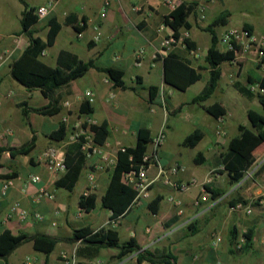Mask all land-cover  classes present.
Masks as SVG:
<instances>
[{
	"label": "crops",
	"instance_id": "crops-1",
	"mask_svg": "<svg viewBox=\"0 0 264 264\" xmlns=\"http://www.w3.org/2000/svg\"><path fill=\"white\" fill-rule=\"evenodd\" d=\"M18 1L0 0V53L18 45L14 59L29 45V39L21 33L24 5ZM25 1L36 9L54 3L51 14L32 27L36 38L46 41L49 21L53 18L62 26L54 46L44 50L45 55L40 56L43 62L55 67L59 54L68 51L83 61L94 60L99 68L123 71L126 85L132 90L116 87L105 73L91 69L84 77L58 92L57 98L61 99L59 114L43 116L31 113L29 126L21 106L44 107L49 104V99L40 90L30 91L19 85L11 76V64L0 68V148L21 147L33 137L36 139V147L29 155L12 158L8 151L1 155L3 167L0 173L15 174L16 177L13 178L15 186L5 196L1 194V189L6 179L0 180V234L9 230L14 235H46L59 239L55 250L49 255L36 251L34 242L30 241L9 257L0 259V264H57L62 251L71 252L76 248V243L67 241L73 237L75 230L87 228L96 232L108 227L107 223L112 220L113 212L104 207L103 198L110 186L115 165H104L103 169L96 171L98 186L91 194L95 196L96 204L87 212L80 208V200L90 186L89 172L101 162L99 158H87L73 191L57 186L56 183L65 173L52 174L43 159L50 147L63 145L78 119L88 109L94 123L86 127L92 135L97 136L101 126L107 125L109 135L103 146L112 157L118 156L120 147H135L139 130H148L154 139L166 125L167 138L159 152L160 160L164 165L180 163L186 167L185 172L173 176V179L185 182L196 179L199 183L209 179L208 188L226 193L217 200L210 194L208 201L196 205L197 199L205 194L202 187L196 186L188 193H179L169 185L156 183L148 199L134 202L118 218L119 223L114 229L119 233L121 243L133 239L143 251L171 252L176 256L177 264H264V170L256 167L255 177L249 179L247 174L250 168L244 179L234 184L223 164L232 139L240 136L245 128L253 129L249 118V124L236 119L237 110L229 103L227 92L230 86L238 91L236 84L250 90V83L256 84L263 78L264 69L258 67L255 53H247L237 63L223 62L219 66L220 81L212 97L200 104L192 102L207 86L212 71L206 60L212 45V34L208 29L215 32L218 49L227 52L221 37L230 29H245L264 36V5L259 11L256 0H181L182 3L196 5L194 14L188 20L191 29L181 32L183 35L189 31L193 48L190 50L178 43L168 51L187 59L201 79L186 91H180L165 83L164 58L168 54H162L163 41L174 33L165 24V18L173 12L166 0ZM258 1L264 4V0ZM106 2H109L107 15L101 18ZM83 20L86 21V29L80 37L73 23L81 26ZM96 25L101 27L102 32L98 42L94 40ZM61 41L63 45L59 46ZM139 51L143 56L137 60ZM202 83L192 98L175 101L177 94L187 93ZM152 86L161 89L160 95L154 100H151ZM86 91H92L95 95V102L89 106ZM247 98L256 103V97ZM66 103L70 105L66 106ZM216 104L225 108L224 116L215 118L206 111V107ZM248 111L247 108L244 111L247 117ZM221 119L226 132L223 137L217 135ZM62 123L68 128L66 139H51V134ZM197 130L203 133L201 141L192 148L184 147L183 141ZM263 145L256 150L258 156L254 163L264 160ZM148 174L154 177L156 168L152 167ZM35 175L41 177V182L32 184L29 178ZM40 187L54 193L55 200L35 202L36 191ZM239 196L250 202L248 205L252 206V214L248 215L244 209H233L230 205ZM170 197L179 199L181 206L170 201ZM157 198H161V201L158 212L154 213L150 204ZM16 202L29 211L27 219L16 216L7 220L9 209ZM36 213L42 214L44 219L37 220ZM249 230L253 231L251 245L246 244L243 249H237L236 242ZM217 237L221 239L218 243ZM118 253L115 249H104L98 257L106 260V264H139L138 253L121 260L117 258ZM79 258L82 261L90 260L84 256ZM141 264L151 263L145 261Z\"/></svg>",
	"mask_w": 264,
	"mask_h": 264
},
{
	"label": "trees",
	"instance_id": "trees-1",
	"mask_svg": "<svg viewBox=\"0 0 264 264\" xmlns=\"http://www.w3.org/2000/svg\"><path fill=\"white\" fill-rule=\"evenodd\" d=\"M24 5V11L21 18V33L29 39L28 47L21 53L18 58H15L10 65V72L12 78L22 87L27 90H40L44 97L49 99V104L40 108L28 107L27 104L22 105L23 116L26 123L30 126V114L36 113L43 116H55L61 112V99L57 98L58 92L76 81L84 77L91 69L105 73L114 85L122 90L129 89L125 82V74L123 71L115 68H99L96 66L94 60L88 62L81 60L77 55L62 51L58 57V65L53 67L40 59L44 50L54 46L56 38L62 28L57 19L53 18L49 21V32L46 41L35 37V32L32 27L38 23L39 17L37 9L31 7L25 0H20ZM196 10L195 4L181 3L168 17L165 18V24L174 31L175 38L181 37V32L190 30L189 17L194 14ZM75 30L81 34L86 29V21L83 20L82 25L74 24ZM212 34V45L207 53L206 60L212 67L210 80L203 92L193 99V103H203L210 99L215 93L220 77L221 70L219 66L226 61L233 62L235 54L233 51L221 52L218 47V39L213 30L208 29ZM185 46L192 49L189 38L184 40ZM258 67L264 69V57L258 64ZM164 76L165 83L180 91H186L190 86L201 79V75L197 73L196 69L191 66V63L177 55L169 52L164 58ZM254 84L253 82L250 83ZM257 84V83H256ZM263 92L254 95L249 89L236 84L238 91L247 97H256L262 105L264 111V76L258 82ZM160 88L150 87L151 100H154L160 95ZM88 106L90 105L87 103ZM206 111L219 118L226 114L225 108L216 104L211 107H206ZM90 113V109L85 112ZM248 118L253 129L245 128L240 136L232 139L229 147V152L223 159L224 169L229 175L232 183L241 182L246 173L253 165L256 156V150L264 144V115L258 111L250 109L248 111ZM88 125V124H86ZM85 125V128L87 129ZM88 130V129H87ZM68 135V128L65 123H62L60 128L53 132L51 139L56 141H64ZM107 125L103 124L99 129L98 135L95 136L96 141L103 145L108 137ZM203 138V133L200 130L195 131L188 136L182 143L184 147L192 148L196 146ZM151 133L146 129H141L137 135V144L135 147H126L124 152L118 153V162L112 173V180L110 186L103 198L104 207L112 210L113 215L111 219H117L122 216L126 210L135 202L137 193L132 188L128 187L123 182V175L131 170H138L143 165V158L152 143ZM36 139L33 137L27 144L21 147L0 148V158L2 153L9 152L12 158L21 155H29L36 147ZM87 162V156L82 151V145L75 143L69 145L66 149V168L65 175L56 183L60 188H66L73 191ZM197 164L199 162L197 161ZM3 165L0 162V168ZM260 170H264V163L260 166ZM15 174L3 175L0 173V180L13 179ZM206 190L211 193L212 198L217 200L223 197L226 193L213 190L206 186ZM260 200V199H259ZM161 198H157L150 204L152 212H158V205ZM257 202H259L257 200ZM256 202V203H257ZM248 205L250 202L243 197H237L230 203L231 206L237 204ZM96 204L95 196L80 200V208L90 212ZM234 231L233 233H235ZM236 234V233H235ZM253 231L249 230L246 233L247 245H251ZM236 237V236H235ZM34 242L35 250L46 255L51 254L59 242V239L51 238L46 235H14L11 231L6 230L0 234V259L9 257L15 250L27 242ZM70 243H77L81 241L78 248V255L94 259L99 256L104 249H115L119 253L118 259H123L131 254L138 253V262H149L151 264H177L176 256L171 252L155 253L149 250H142L136 240H130L125 243L120 242L119 233L117 230L106 227L99 231L92 232L90 229L75 230L73 237L67 240Z\"/></svg>",
	"mask_w": 264,
	"mask_h": 264
},
{
	"label": "built area",
	"instance_id": "built-area-1",
	"mask_svg": "<svg viewBox=\"0 0 264 264\" xmlns=\"http://www.w3.org/2000/svg\"><path fill=\"white\" fill-rule=\"evenodd\" d=\"M181 0H166V4L168 7L174 11L180 4ZM109 7V2H106L100 17L105 18L107 15ZM54 10V3H48L47 5L41 6L37 9V15L39 20L46 19L51 12ZM203 12V8L201 9ZM204 19V15H202ZM81 37L82 34H79ZM102 38L101 27L99 25L95 26V36L94 40L96 42L100 41ZM189 38V31H185L183 35L179 39L175 38L174 33L166 37L163 41V50L162 54L167 55L169 53V49L175 44H182L185 46L184 40ZM222 43L227 46L228 51H233L235 54L236 62L242 59L247 53L254 52L257 57V63L259 64L264 57V36H258L250 33L245 29H230L226 31L221 37ZM18 45L14 46L11 49H7L0 53V68L5 65H10L14 60V55L18 49ZM186 47V46H185ZM45 55L44 52L41 54ZM143 53L139 51L136 55V59H142ZM140 64V62H139ZM250 91L254 94L259 92H263L260 85L252 84L250 85ZM12 94V93H11ZM85 97L87 98V102L89 104H93L95 102V95L92 91H86ZM113 96H110L112 98ZM69 103H66V106H69ZM67 122V119L64 120ZM94 119L90 114H85L83 117L78 119V122L75 124L74 129L72 130L69 137L63 142L61 147H50L43 155V159L45 161L47 169L54 175H58L61 173H66V148L69 145L80 143L82 145V151L87 156V158L96 156L101 161L100 164L96 165L94 170L90 171L88 174L89 180V188L84 192L83 196L88 198L91 196L92 192L97 188V178L96 171H99L104 168V165L107 167L114 166L116 167L118 162V156L115 158L112 157V154L98 141H96L95 136L92 135L86 128V124H93ZM223 119H221L218 129L217 135L223 137L226 135V132L222 126ZM167 138V127L164 125L160 130L159 134L152 140L151 148L147 151L143 158V165L139 167L138 170H131L123 175V182L128 187L132 188L136 191L137 196L135 202H141L142 200L148 199L150 197V190L153 185L156 183L162 182L166 185L172 187L176 192L179 193H187L191 188L200 186L205 193L204 196L200 197L196 201V205H200L201 202L208 201L211 196L207 190L206 186L209 182L207 179L205 182H200L196 179H193L190 182L185 181H177L173 179V176L178 175L181 172L186 171V167L180 163H174L171 165H164L160 160V149L165 143ZM126 147H120L119 152H124ZM118 152V153H119ZM102 163V164H101ZM155 167L156 175L154 177L149 176V170ZM29 182L32 184L40 183V176H31L29 178ZM15 186V179H6L4 181L3 187L1 189V194L5 196L13 187ZM43 199L55 200V194L48 191L45 187H40L36 191L35 202L39 203ZM170 201H172L175 205L181 206V201L176 197H170ZM233 209H244L247 214L250 215L253 212L251 205H243L241 203L233 206ZM83 210V209H82ZM182 212V210L180 211ZM29 211L23 208L20 203H14L7 214V220H11L14 217H19L22 220H25L29 217ZM35 218L39 221L43 220L44 217L40 213L35 214ZM119 223L118 218L112 219L107 223V226L110 228L117 227ZM221 239L217 237L216 242H220ZM76 248L73 251H62L60 254V258L57 264H106V260L100 257H96L94 259H90L87 261H82L78 256V246L81 244V241H78ZM247 244L246 234H242L238 241L236 242L235 247L237 249H243ZM29 264V263H28Z\"/></svg>",
	"mask_w": 264,
	"mask_h": 264
},
{
	"label": "rangeland",
	"instance_id": "rangeland-1",
	"mask_svg": "<svg viewBox=\"0 0 264 264\" xmlns=\"http://www.w3.org/2000/svg\"><path fill=\"white\" fill-rule=\"evenodd\" d=\"M257 1L258 0L255 1V3L257 4L256 7L260 11L261 10V7L264 4H262L260 1H258V2ZM18 3H19V1H18ZM62 45H63V42L61 41L60 44H59V46H62ZM202 85H203V83L202 84H199V86L197 88H195V89H193V90H191V91H189L187 93L180 92L179 94H177L175 96V101H178V100L179 101L189 100L190 98H192L199 91V89L202 87ZM227 96H228L229 103L232 104V106L236 107L235 108L237 110L236 119H238L239 121L246 122V123L249 124L248 117L244 113V111H245L246 108L249 109V110L252 109V110L258 111V112H260L261 114L264 115V111H263L262 105L258 102V99L257 98L255 99L256 100V103L251 102L246 96L241 95L232 86H230V89L227 92ZM263 149H264V147H262V150ZM187 153H190V151H188ZM193 155H195V154H193ZM185 159L188 160V156H186ZM263 162H264V160L260 159L258 162L253 163V165L251 166V170L249 171V174H247V176H249V179H252L251 176L252 177H255V174L256 173H255L254 169L256 167H260ZM198 168L202 169L201 167H198Z\"/></svg>",
	"mask_w": 264,
	"mask_h": 264
}]
</instances>
